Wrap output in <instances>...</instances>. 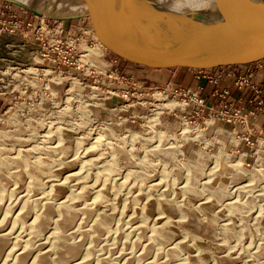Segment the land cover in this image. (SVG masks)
<instances>
[{
	"label": "rangeland",
	"instance_id": "1",
	"mask_svg": "<svg viewBox=\"0 0 264 264\" xmlns=\"http://www.w3.org/2000/svg\"><path fill=\"white\" fill-rule=\"evenodd\" d=\"M200 1L212 6L217 0ZM33 60V48L23 44L18 36L0 35V68L29 64ZM136 76L162 86L168 83L198 86L194 72L189 69L141 70ZM205 83L203 81V87ZM9 99V94L0 95V175L4 180L6 178L0 185L6 197L0 202V211L3 208L0 222L5 223L0 229L9 231L7 239L10 240L0 264H15V254L33 246L38 251L34 253V247L30 250L32 258L39 251L47 250L52 257L64 255L67 261L63 264L76 259L64 247L53 244L58 237V211V215L52 214L49 223L53 224L44 228L46 230L33 231L31 224L45 203L52 200L57 206L68 199L77 214L71 224L73 227L69 226L70 231L66 229V238L75 229L77 234L73 232L74 236L67 240L70 239L69 243L82 242L80 249L83 251L77 258L86 264H100L101 260L102 264H148L156 260L159 264H264V168L259 167L264 165V152L254 151L246 156L252 166L249 171L244 170L237 163L244 162L243 153L250 152L249 148L243 143L239 145L240 153H231L235 150L236 139L222 134L219 138L224 143L215 147L210 155L190 154L188 147L186 158L180 157L178 152L174 154L176 157L166 158V153L161 150L148 148L145 153L142 147L133 157L128 155V161L117 163L115 156L108 159L106 152L99 150V145L94 149L91 148L93 144L78 149L72 131L64 135L59 130L43 137L46 129L42 123L55 112L53 104L46 103L42 109H36L25 104L13 105ZM254 166L262 170L250 174ZM202 178L205 179L200 180ZM206 178L210 190L203 188L207 185H202ZM192 179L194 182L189 183ZM184 180L194 187L188 188L189 194L179 187ZM240 183L252 187L231 197L234 185ZM217 186L221 187L216 190L217 193L220 191V196L214 189ZM187 194L191 205L183 202ZM25 200L31 206L29 214H25L28 216L21 215ZM236 200L241 202L233 205ZM86 204L93 209L89 218L83 212ZM104 212L110 214L114 222L96 234L94 219ZM166 223L173 236L152 238L154 227ZM32 258L28 257V262Z\"/></svg>",
	"mask_w": 264,
	"mask_h": 264
},
{
	"label": "built area",
	"instance_id": "2",
	"mask_svg": "<svg viewBox=\"0 0 264 264\" xmlns=\"http://www.w3.org/2000/svg\"><path fill=\"white\" fill-rule=\"evenodd\" d=\"M2 34L18 36L31 46L34 60L0 68V95L9 94L13 105L36 109L53 104L55 112L42 123L43 137L72 131L78 149L100 137L99 150L108 159L114 155L117 163L142 147L145 153L148 148L159 151L161 143L181 145L179 156L184 158L188 147L190 154L210 155L224 143L222 134L236 139L231 153H240L243 143L249 148L243 153L244 170L252 166L246 156L264 152V59L193 71L197 80L210 85L205 92L207 85L162 86L139 79L97 52L83 33L4 0ZM226 81L233 82L236 93Z\"/></svg>",
	"mask_w": 264,
	"mask_h": 264
},
{
	"label": "water",
	"instance_id": "3",
	"mask_svg": "<svg viewBox=\"0 0 264 264\" xmlns=\"http://www.w3.org/2000/svg\"><path fill=\"white\" fill-rule=\"evenodd\" d=\"M4 1L83 33L104 56L135 73L215 70L264 59V14L252 19L245 8L224 7L229 16L220 13V0L209 8L194 0H163V25L155 32L135 30L97 0Z\"/></svg>",
	"mask_w": 264,
	"mask_h": 264
},
{
	"label": "bare ground",
	"instance_id": "4",
	"mask_svg": "<svg viewBox=\"0 0 264 264\" xmlns=\"http://www.w3.org/2000/svg\"><path fill=\"white\" fill-rule=\"evenodd\" d=\"M97 1H100L106 8H111V10H114L115 11V14H118L119 16H125V18L126 19H124L125 21H126V23L130 26V27H132V28H134L135 30H138V31H145V32H155V30H158V29H160V27L163 25V22L161 21V14H162V6H161V2H164L163 0H97ZM195 2H197V4H199L200 6H204V7H206V8H209V5H207V4H205V3H203V2H201L200 0H194ZM219 4V6L221 7V10H220V13H223V14H227V15H229V16H231V14L230 13H227L225 10H224V7H229V10H231V11H234V10H237V9H242V8H245V10H247V11H250L251 12V14H250V18H252V19H256V18H258V17H261V16H263V14H264V0H220V2L218 3ZM223 7V8H222ZM228 10V9H227ZM113 11V12H114ZM43 18H45V17H47L46 15L45 16H43V15H41ZM246 16H247V13H246ZM124 18V17H123ZM88 39V38H87ZM89 40V39H88ZM90 42V41H89ZM93 46V45H92ZM94 49L97 51V52H99V53H101L102 54V52H100L99 51V49L98 48H96L95 46H94ZM61 134V133H60ZM99 139L101 140V138L100 137H98L97 139H96V141H94V143H96V144H93L92 145V149H94V148H96V146L97 145H100L101 143H99V142H97V141H99ZM169 145V144H168ZM159 148L161 149V153H166L164 156H167L166 158H168V157H176V155H174V154H176V152H178V154H181V145H179V144H175L174 146H167L166 145V143H165V145H163L162 143H161V145H159ZM156 150V149H155ZM152 151V150H151ZM112 161H114L115 162V159H114V157H113V159H112ZM183 161H185V160H183ZM241 161V160H240ZM240 161H238V163H237V165L241 168V165H242V162H240ZM243 161V160H242ZM197 163V162H196ZM110 164H111V162H110ZM186 166V165H185ZM200 166V165H199ZM199 166H197V168L199 167ZM256 166V165H255ZM254 166V168H253V170L250 172V174L252 173V174H254V172L256 171H261L264 167V165L263 164H260L259 165V167L260 168H262V169H256V167ZM189 167V166H188ZM216 167V166H215ZM190 169V168H189ZM247 171H249V170H247ZM198 172L200 173V169L198 170ZM210 172H212V171H210ZM179 174V173H178ZM207 175H209V173H207ZM207 175H206V177H207ZM181 177V176H180ZM192 177H194V176H192ZM191 177V178H192ZM197 176H195L194 178H196ZM204 177V176H203ZM210 177V176H209ZM187 178H189V177H187ZM190 179V178H189ZM189 179H188V181H189ZM205 179V178H204ZM203 178L202 179H200V180H204ZM250 179H252V178H250ZM4 180V177L2 176V175H0V185L6 180V178H5V180ZM197 181H199V180H197ZM210 181H212V179H210ZM183 182V181H182ZM191 182H194V179H192V181H190L189 183H191ZM200 182V181H199ZM209 182V179L207 180V178H206V181L205 182H202V185L203 184H207ZM250 182H251V180H250ZM255 182V181H254ZM196 183V182H195ZM4 184V183H3ZM157 184H160V183H157ZM196 184H198V182L196 183ZM210 184V183H209ZM209 184H207L205 187H203L204 189L205 188H209V190H210V186H209ZM179 185V184H178ZM199 185V184H198ZM200 185H201V183H200ZM3 186V185H2ZM204 186V185H203ZM234 186H236L235 188H233L232 189V191L230 192V196L232 197L235 193L237 194V192L239 193V191H244V189H246L248 186H251V185H247V184H242V183H240V184H236V185H234ZM179 187H181V190L183 191V190H185V192L187 193L188 192V188H189V190H192V188H194V187H191L190 186V184H188V182L186 181L185 182V180H184V182L179 186ZM252 187V186H251ZM2 189H3V187H1ZM191 188V189H190ZM212 188V187H211ZM220 186L218 187H214V189H215V192H216V190H220ZM203 189V190H204ZM6 192V191H5ZM220 192V191H219ZM219 192L216 194V195H219ZM246 192V191H245ZM240 193H242V192H240ZM188 194H189V192H188ZM188 194L187 195H185V198H184V203L185 204H187V205H191L192 203H191V201H190V197L188 196ZM214 195V194H213ZM240 195V194H239ZM238 195V196H239ZM212 196V195H211ZM220 196V195H219ZM229 196V197H230ZM4 198H6L5 197V193L2 191V190H0V202H2V201H4V200H6V199H4ZM9 199V198H8ZM205 199V198H204ZM233 199V198H232ZM241 199V198H240ZM9 200H11V199H9ZM26 200H28V199H26ZM24 201V203H23V208H24V211H22L21 212V215H22V213H24L23 215L24 216H28V215H25L26 214V212L28 213V211H29V209H30V207H29V205H28V203H27V201ZM49 200H51V199H49ZM230 200V199H229ZM52 201V200H51ZM50 201V202H51ZM70 199H68V200H66V201H64V202H61V203H59L57 206L55 205V204H53L52 202L50 203V202H47V203H45V205L43 206V208L40 210V211H36L37 213H36V216L34 217V219H33V222L31 223L30 221H28L29 223H31V224H33L32 225V229H33V231H36V230H41V229H43V230H46V229H44V228H46V227H49L50 225L49 224H53V223H49V222H51L50 220H51V217H53L52 216V214L55 212L56 214H57V211L59 212V218L57 219V221H56V223H57V232H58V237H57V239H56V241L53 243V244H56V245H60V247L61 248H65L66 249V251L68 250L69 252H71V254L74 256V257H76V259H73V261L72 260H70V261H72L71 263H69V264H86L83 260L82 261H79V258H77V255L79 254V252H81V250L83 251V249H80L81 248V245H82V242L80 241V243L79 242H73V243H69V242H71V241H69V240H67L68 238H70V236L72 237V236H74L72 233L74 232V230H73V232L71 233V234H69L68 233V236H67V238H66V229H69L68 231H70V225L71 224H73V222H75V221H73L74 220V218H75V215L77 214L76 212H74V210H73V207L71 206L72 204V202L70 203ZM207 201H208V199H207ZM226 201V200H225ZM11 202V201H10ZM239 202H241L240 200H236L235 202H232V204L234 205V204H237V203H239ZM13 203V202H12ZM17 203V202H16ZM30 203H31V201H30ZM18 204V203H17ZM33 204V203H32ZM203 204V203H202ZM201 204V205H202ZM2 205V204H1ZM5 206V205H4ZM21 206V205H20ZM85 207L83 208V212H84V214L86 215V217L87 216H89L90 214H91V212L93 211V209L91 210V207H90V205H88V204H86V205H84ZM93 206V205H92ZM3 207V206H2ZM12 207V206H11ZM15 207V206H14ZM13 207V208H14ZM17 207V206H16ZM3 209V208H2ZM2 209H1V211H2ZM13 210V209H12ZM16 210V209H15ZM17 210H18V208H17ZM1 211H0V214H1ZM6 211V210H5ZM32 211V210H31ZM33 211L35 212V210L33 209ZM7 212V211H6ZM18 212V211H17ZM16 212V213H17ZM78 212V211H77ZM4 213V212H3ZM13 213H15V211L13 212ZM76 213V214H75ZM94 213V212H93ZM93 213H92V215H93ZM8 214V212L7 213H5V215H7ZM29 214V213H28ZM30 214H31V212H30ZM35 214V213H34ZM55 214V215H56ZM3 215V214H2ZM1 215V216H2ZM9 215H11L10 213H9ZM9 215H8V217H9ZM21 215H19V214H17V216H21ZM91 215V216H92ZM34 216V215H33ZM91 216H90V218H91ZM7 217V218H8ZM85 217V218H86ZM17 218V217H16ZM87 218H89V217H87ZM114 218V217H113ZM23 219H25V218H23ZM26 219H27V217H26ZM53 219V218H52ZM6 220V219H5ZM8 220V219H7ZM28 220H30V219H28ZM55 220V219H54ZM89 220V219H88ZM3 221V220H2ZM2 221L0 222V227L2 226V224H5V223H2ZM24 221H27V220H24ZM94 224H93V228H94V230H95V233L96 234H98L99 232H103V230H105V228L107 227V226H110L111 227V225L113 224V219H112V216L110 215V214H108V213H100V214H98V216H96V218L94 219ZM6 222H8V221H6ZM20 222V221H19ZM23 222V221H22ZM25 223V222H24ZM161 223V222H160ZM26 224H27V222H26ZM75 224V223H74ZM7 225V224H6ZM28 225H30V224H28ZM4 226V225H3ZM2 226V227H3ZM72 227H73V225H71ZM168 224L166 223V224H162V225H157V226H155L154 227V234L153 235H155V236H153L152 238H157V239H161V238H163V237H165V238H171L173 235H172V233H171V231L168 229ZM69 227V228H68ZM145 227V226H144ZM5 228V227H4ZM83 228H85V227H83ZM11 229V228H10ZM72 229V228H71ZM107 229V228H106ZM145 229V228H144ZM6 230V229H5ZM5 230H3V228L2 229H0V232H1V234H0V258L2 259V256L1 255H5V253L4 254H2L4 251H5V248L7 247V244H8V242L10 243V240L8 241V239H7V237H8V233H9V231H5ZM18 230V229H17ZM79 231V230H78ZM41 232V231H40ZM84 232V231H83ZM85 232L86 233H88V231H87V229L85 230ZM105 232V231H104ZM74 233H76L77 234V232H74ZM106 233V232H105ZM30 234H31V232H30ZM55 234V233H54ZM85 234V233H84ZM102 234V233H101ZM88 234H86V236H87ZM100 235V234H99ZM31 236H34L33 234L31 235ZM36 236V235H35ZM53 236H55V235H53ZM76 236V235H75ZM85 236V237H86ZM96 236V235H95ZM98 236V235H97ZM96 236V237H97ZM56 237V236H55ZM99 237V236H98ZM102 237V236H101ZM33 238V237H32ZM34 238H36V237H34ZM33 238V239H34ZM83 238V237H82ZM87 238V237H86ZM30 239V238H29ZM33 239H31L32 240V243H34L33 241ZM99 240V239H98ZM97 240V241H98ZM36 241V240H35ZM73 241V240H72ZM87 241V240H86ZM96 241V242H97ZM94 242V241H93ZM27 244V243H26ZM84 244H85V241H84ZM96 245H98V244H96ZM151 245V244H150ZM149 245V246H150ZM179 245V244H178ZM178 245H176V247L178 246ZM37 246V245H36ZM152 246V245H151ZM32 247V246H31ZM34 247V246H33ZM32 247V248H33ZM97 247V246H96ZM95 247V248H96ZM153 247V246H152ZM178 247H180V246H178ZM177 247V248H178ZM260 247V246H259ZM258 247V248H259ZM31 248V249H32ZM35 248V247H34ZM148 248V247H147ZM21 249V248H20ZM30 248H23L22 250H20L21 252H17V254H15L16 255V259H15V261H13L15 264H53V263H56V264H63V263H66L65 261H67L66 260V258H64L65 256L63 255V256H61V254L59 255V256H56V257H52L51 256V254L52 253H49V251H39L38 253H37V255L36 256H34L33 258H32V254H31V256H29V253H30V250H31ZM36 249V248H35ZM79 249H80V251H79ZM149 250H151V247L150 248H148ZM152 249H154V248H152ZM19 250V249H18ZM33 250V249H32ZM31 250V251H32ZM40 250H41V248H40ZM44 250V249H43ZM52 249H50V251H51ZM95 250V249H94ZM13 252H15L14 251V249L12 250ZM17 251V250H16ZM34 251V253H36L35 251H38L37 249L36 250H33ZM66 251H65V253H66ZM146 251V250H145ZM175 251V250H174ZM171 252H172V250H171ZM170 252V253H171ZM176 252V251H175ZM55 253V252H54ZM57 253V252H56ZM146 253V252H145ZM144 253V254H145ZM148 253V255L149 254H151L150 252H147ZM173 253V252H172ZM163 254V252L161 253V255ZM14 255V254H13ZM58 255V254H57ZM71 255V256H72ZM147 254H146V256H148ZM55 256V255H54ZM78 256H80V255H78ZM83 256V255H82ZM87 256V255H86ZM145 256V255H144ZM159 256H160V254H159ZM11 257H12V255H11ZM28 257H31L32 258V260L30 261V262H28V260H27V258ZM73 257V258H74ZM102 258H104V257H102ZM132 258V257H131ZM84 259V258H83ZM93 259H94V257H93ZM96 259V258H95ZM129 259V258H128ZM30 260V259H29ZM85 260V259H84ZM90 260V259H89ZM8 261V260H7ZM87 261H88V259H87ZM102 261V260H101ZM101 261H100V264H102L101 263ZM129 261V260H128ZM131 261V260H130ZM92 262V261H91ZM103 262V261H102ZM132 262V261H131ZM159 262H160V260H159ZM162 262V261H161ZM164 262V261H163ZM167 262V261H166ZM97 263H99L98 261H97ZM7 264V263H6ZM11 264H12V262H11ZM92 264V263H91ZM104 264V263H103ZM148 264H159L158 263V261L156 260V261H149L148 262ZM162 264H166V263H162ZM167 264H168V262H167Z\"/></svg>",
	"mask_w": 264,
	"mask_h": 264
},
{
	"label": "crops",
	"instance_id": "5",
	"mask_svg": "<svg viewBox=\"0 0 264 264\" xmlns=\"http://www.w3.org/2000/svg\"><path fill=\"white\" fill-rule=\"evenodd\" d=\"M123 23H125V24H127L126 23V21L125 20H123ZM128 25V24H127ZM129 26V25H128ZM203 81H205L206 83V90H205V92H208L209 90H210V85L207 83V81L204 79V80H197V82H198V86H203L202 84H203ZM224 84H227V85H230L231 86V89H232V91H234V93H236L237 91H236V89H235V87H234V85H233V82H230V81H226V82H224Z\"/></svg>",
	"mask_w": 264,
	"mask_h": 264
}]
</instances>
